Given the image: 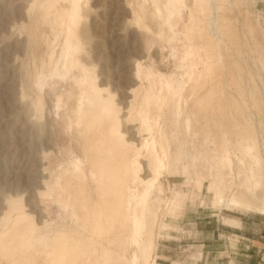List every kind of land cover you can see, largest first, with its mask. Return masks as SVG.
<instances>
[{"label": "bare ground", "instance_id": "bare-ground-1", "mask_svg": "<svg viewBox=\"0 0 264 264\" xmlns=\"http://www.w3.org/2000/svg\"><path fill=\"white\" fill-rule=\"evenodd\" d=\"M226 3L228 0L130 2L134 25L146 34V45L151 48L166 40L180 72L176 80H173L175 77L168 79L157 73L154 63L145 66L141 61L136 62L133 78L136 84L128 94L130 102L125 117L121 116L124 110L115 101L111 85L102 87L92 65L82 63L80 58L82 43L78 27L81 0H32L29 3L25 12L27 22L17 28L27 34V45L33 50L41 44L50 48L53 44L43 32L44 27H49L59 34L63 49L60 55L49 52L47 61L44 60L46 63L33 60L31 68L24 66L21 79L22 97H29L25 86L31 92L40 93L36 102L30 101L28 108L31 106L35 117L44 122L48 103L45 95L42 96L45 83L39 70L45 72L52 81L49 92L53 95L58 117V129L53 135L57 151L48 145L40 153L42 175L38 193L43 201L54 196V202L60 207L58 209L70 215L76 231L55 229L44 236H37L42 228L34 216L25 212L22 199L7 197V211L0 218V258L10 251L11 237L17 228L25 224L27 229L23 245L29 249L34 245L41 247V257L50 258L51 264H111L112 258L120 257L124 250L127 262L119 258L120 261L134 264V244L139 248L140 264H149L155 247L160 207L166 202L160 199L156 207H152L150 201L154 186L142 174L149 172L155 182L167 169L172 174L173 158L179 164L180 157L185 155L184 151L173 152V147H178L180 151L183 149L186 140L181 135L193 142L202 136L208 142V136H200L198 126L193 127V120L202 122L205 119V122L207 119L204 125L209 128L208 120L215 126L221 123L219 120L236 124L241 122L239 117L244 116L227 94L231 85L227 81L230 80L234 85L231 88L235 87L238 91L242 90V86L235 82L233 67L232 72L227 71L223 54L226 31L223 32L220 25ZM152 24L159 28V33L152 31ZM162 49L164 51L165 47ZM261 65L264 67V62ZM222 70L223 79L219 78L222 80L219 81ZM226 77L229 78L226 81L228 85L225 84ZM165 105L169 106V117L164 122ZM189 106L192 112L187 110L191 115L185 111ZM254 106L261 112L257 102ZM171 136L174 142L170 140ZM251 139L253 137L248 135L249 143L253 145ZM60 142H63V147ZM65 156L70 161L66 166L63 162ZM196 165L194 171L197 170ZM183 170L185 174L189 173V167L184 166ZM204 173L200 171V176L207 177V174L202 176ZM196 174L199 179L198 170ZM136 184L144 188L142 193L135 189ZM259 184L262 186L260 204L252 201L253 198L250 201L238 199L239 210L244 213L255 209L264 212V174H261ZM215 189L218 190L217 186ZM160 191L164 193L163 186ZM241 195L246 198L245 193ZM174 196L175 199L165 205L171 217L184 203L180 192L175 191ZM173 204L174 208H171ZM167 212L162 218L168 216ZM42 218L46 227L48 217ZM227 222L239 225V220L233 217H229ZM168 227L169 224H166L164 229L170 230ZM98 244H102L104 250L93 261L91 255L96 252Z\"/></svg>", "mask_w": 264, "mask_h": 264}, {"label": "rangeland", "instance_id": "rangeland-1", "mask_svg": "<svg viewBox=\"0 0 264 264\" xmlns=\"http://www.w3.org/2000/svg\"><path fill=\"white\" fill-rule=\"evenodd\" d=\"M31 1L0 0V218L7 211L6 198L19 197L22 199L25 212L34 216L36 223H39V227L42 228L37 232V236H44L50 230L71 229L73 232L76 228L73 226L70 215L58 209L60 207L54 202V196L43 201L38 193L42 175L40 153L48 145L57 151L53 135L58 129L56 123L58 117L54 109L53 95L49 92L52 81L45 72L39 70L45 83V92L42 96L45 95L48 103L44 122L35 117L31 106L28 108L30 101L36 102L41 96L40 93L31 92L29 87L25 86L24 90L29 93V97L26 99L22 97L21 79L24 66L28 65L31 68L33 60H37V63H46L49 52L60 55L63 49L59 34L54 33L49 27H44L43 32L53 44L50 48L41 44L36 51L27 45V34L20 32L17 28L20 24L27 22L25 12ZM131 1L81 0L82 12L78 27V36L82 43V51L79 52L82 63L92 65L102 87L111 85L110 89L116 95L115 101L124 110L122 117H125L124 113L129 107L128 94L136 84L133 81L136 62L141 61L145 66L154 63L157 73L168 79L175 77L173 80H176L180 72L166 40L159 41L151 48L146 45V34L134 25ZM62 5L66 4L62 3ZM221 18L220 28L223 32H227L224 34L223 46V54L227 62L226 69L230 73L233 67L235 82L242 86V90L239 91L235 87L231 88L234 85L226 77L225 84L228 85L227 80L229 85L231 84L227 94L239 106V111L241 110L245 117H239L241 120L238 122L239 125L237 122H235L236 125L219 120L221 123L215 126L214 122L211 123L212 121L208 120L209 124H206L209 128L204 125L207 119L205 122H203L205 119H202V122L193 120V127L198 126V134L208 136V142L206 143L201 135L196 142L192 140L191 142L190 139L187 138V140L181 135V138L186 140L182 146L183 149L180 151L178 147H173V152L184 151L185 155L182 153L179 164L176 158H173L172 174L167 169L157 182L149 175V172L142 174V177L154 186L150 201L152 207L159 203L160 199L166 202L160 207V220L162 229L169 224L170 240L176 239L172 232L181 233L179 223L186 221L188 217L194 218L193 213H196L197 220L202 223L205 231L211 230L217 223L225 225L224 227L230 225L241 229V222L244 221L247 226L246 233H253L255 229L262 226L261 222H264V212L255 209L244 213L237 208L238 199L250 201L253 198L252 201L260 204L262 195V186L259 181L261 174H264V67L261 65L264 62V0H228L225 4L224 16ZM225 26L228 27L225 28ZM151 29L156 34L160 31L153 24ZM163 47H165L164 51H162ZM223 71L219 72V81L221 80L219 78L223 79ZM254 101L259 107L261 106V112L255 109ZM187 109L191 111L192 108L190 109L189 106L185 109L187 114L191 115L192 111L189 113ZM168 113L169 106L165 105L164 122L169 117ZM164 126L166 128L165 123ZM167 126H170L169 123ZM201 128L204 130L202 131ZM248 135L253 137V140L251 139L254 142L253 145L249 143ZM171 138L172 136L170 137L172 141L173 138ZM59 144L62 147L64 145L63 142ZM207 151L212 153L209 154ZM63 160L65 166L70 164L68 157L65 156ZM142 163L145 164V162ZM195 163L199 176L200 171L204 173L206 170L207 173L205 171L202 176L207 174V177L200 176L197 179V170L194 171ZM184 166L189 167L188 174L184 173ZM207 167H209L208 170ZM161 186L164 187L163 194L160 191ZM201 186L202 188H199ZM216 186L218 190L215 189L217 190L215 193ZM134 187L140 193L143 192L144 188L139 184ZM175 191L181 193L184 203L176 215L171 217L165 205L168 201L175 199ZM241 193H245L246 198ZM226 204L227 207H225ZM171 208H174V204ZM165 212L168 216L164 219L162 217ZM244 215H251V217L248 219ZM42 216L48 217L49 224L46 227L42 222ZM229 217L239 220V225L228 223ZM166 219L168 221L165 223ZM26 229L25 224L17 228L11 237V249L5 257L0 258V264H51L50 258L41 257V247L34 245V250L23 245ZM262 236L264 237V234ZM159 245H162V240L159 241ZM95 247L96 252L91 255L93 261L101 256L104 250L102 244ZM122 255L112 258L111 264H122V262L125 264L126 250ZM259 256V261L264 264V243ZM119 258L126 262H121Z\"/></svg>", "mask_w": 264, "mask_h": 264}, {"label": "crops", "instance_id": "crops-1", "mask_svg": "<svg viewBox=\"0 0 264 264\" xmlns=\"http://www.w3.org/2000/svg\"><path fill=\"white\" fill-rule=\"evenodd\" d=\"M193 214L194 218L188 217L179 223L181 233L172 232L176 239H169L170 230L162 229L159 221L155 228V247L149 264H261L259 253L264 243V222L253 233H246L244 221L241 222V229L217 223L211 230L205 231L196 213ZM245 217L249 219L251 215ZM206 232L208 234L204 235ZM160 240L162 245H159ZM132 256L135 264H140L137 244L133 245Z\"/></svg>", "mask_w": 264, "mask_h": 264}]
</instances>
